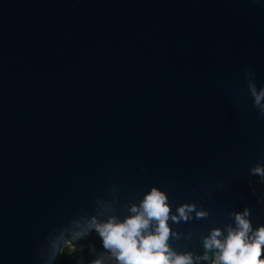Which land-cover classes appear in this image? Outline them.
<instances>
[{"label":"water","instance_id":"obj_1","mask_svg":"<svg viewBox=\"0 0 264 264\" xmlns=\"http://www.w3.org/2000/svg\"><path fill=\"white\" fill-rule=\"evenodd\" d=\"M248 79L264 86V0H0V264H61V228L152 185L194 206L169 218L177 252L235 210L264 223ZM76 243L108 255L95 231Z\"/></svg>","mask_w":264,"mask_h":264},{"label":"clouds","instance_id":"obj_2","mask_svg":"<svg viewBox=\"0 0 264 264\" xmlns=\"http://www.w3.org/2000/svg\"><path fill=\"white\" fill-rule=\"evenodd\" d=\"M253 3L259 0H252ZM246 76L253 73L245 72ZM246 87L253 106L258 111V119H264V86H257L246 80ZM249 174L264 183V163L257 162L249 168ZM167 193L157 185L144 191L138 202L132 203L123 216L109 214L103 219L97 216L81 217L72 220L49 240L50 260L58 254H66L69 246L83 249L76 242L90 231L99 236L103 249L108 253L107 260L96 258L89 264H264V223L253 225L250 210L244 207L230 213L232 222L212 228L203 238L202 254L193 257L191 252H177L168 244L171 230L168 221L186 219L194 210L192 204H182L171 212ZM197 218L207 212L196 210ZM56 226L47 233L48 239ZM77 264H81L78 259Z\"/></svg>","mask_w":264,"mask_h":264},{"label":"trees","instance_id":"obj_3","mask_svg":"<svg viewBox=\"0 0 264 264\" xmlns=\"http://www.w3.org/2000/svg\"><path fill=\"white\" fill-rule=\"evenodd\" d=\"M66 254H62V263L61 264H77V260L81 261V264H89L91 260H94L92 253L87 250L85 247L81 250L79 247H67L65 249ZM108 256V255H107ZM105 257V261L107 260Z\"/></svg>","mask_w":264,"mask_h":264}]
</instances>
